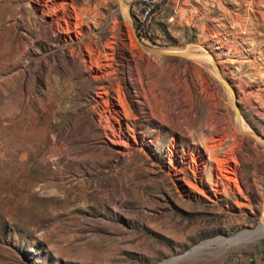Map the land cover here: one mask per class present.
Here are the masks:
<instances>
[{
	"label": "rangeland",
	"instance_id": "obj_1",
	"mask_svg": "<svg viewBox=\"0 0 264 264\" xmlns=\"http://www.w3.org/2000/svg\"><path fill=\"white\" fill-rule=\"evenodd\" d=\"M260 137L264 0H0V264H264Z\"/></svg>",
	"mask_w": 264,
	"mask_h": 264
},
{
	"label": "bare ground",
	"instance_id": "obj_2",
	"mask_svg": "<svg viewBox=\"0 0 264 264\" xmlns=\"http://www.w3.org/2000/svg\"><path fill=\"white\" fill-rule=\"evenodd\" d=\"M47 4V3H46ZM45 4V5H46ZM120 4H122V2L120 1ZM124 8H126L125 6H124V4L122 5V9L124 10ZM125 12V11H124ZM126 14V13H125ZM127 21L130 23L131 22V19H129L128 17H127ZM78 24V23H77ZM68 29V28H67ZM59 30V29H58ZM79 37V36H78ZM141 43V42H140ZM139 43V45H141ZM137 44V43H136ZM142 46V45H141ZM143 48L144 49H146V50H149V49H147V48H145L144 46H143ZM90 49V48H89ZM89 51H91V50H89ZM151 51V50H150ZM171 53H175V52H171ZM176 55H181V56H187V57H195V58H200V59H204V58H208L210 61H211V63L213 64V66H214V69H215V71L218 73V69H217V67H216V65H215V62H214V59H213V57H212V55L209 53V52H199L198 50H194V49H187V50H184V51H180V52H176L175 53ZM96 60H97V58H96ZM106 60V59H105ZM104 63V62H103ZM96 64H97V62H96ZM100 64H102V63H100ZM106 64H108V63H106ZM105 65V64H104ZM95 66V65H94ZM98 66V65H97ZM106 66V65H105ZM102 67V66H101ZM219 76H220V78H221V80H222V82L224 83V85H225V87L227 88V90L231 93V94H233V89L231 88V86L229 85V84H227L226 82H225V80L221 77V75L219 74ZM119 99V98H118ZM120 100V99H119ZM122 101V100H121ZM120 101V102H121ZM118 103V102H117ZM123 106V105H122ZM126 108V107H125ZM117 111V110H116ZM235 112H236V114H237V118H238V120H239V122L241 123V119H242V117L240 118V114H239V111H238V109H237V107L235 106ZM115 113V112H114ZM121 113V112H120ZM125 113V112H124ZM123 113V114H124ZM117 115V114H116ZM118 116V115H117ZM121 116V115H120ZM242 133H245V134H247V133H252V131L251 130H249V129H245V128H242ZM260 140L264 143V138H262V137H260ZM206 146V145H205ZM215 146V145H214ZM212 149H210L209 147L207 148V146H206V151H208L209 153H210V158H211V161L212 160H214V161H216L217 162V165H218V163H219V166L220 165H222L221 164V160H219V159H221V158H215L214 157V155H213V152L211 151ZM217 156V155H216ZM213 161V162H214ZM224 165V164H223ZM226 166V165H225ZM222 167V166H221ZM224 167V166H223ZM231 167V166H230ZM216 168H218V167H216ZM219 170V169H218ZM234 170V169H233ZM178 171V170H177ZM223 171H224V169H223ZM227 172H229V171H227ZM235 172V171H234ZM222 173V172H221ZM233 174V173H232ZM220 177V176H219ZM227 178H228V176H226ZM232 177H233V175H232ZM221 179V178H220ZM224 179H226V178H224ZM233 180H234V178H232ZM223 182H225V181H223ZM223 182H221V183H223ZM228 182V181H227ZM211 183H213V182H211ZM193 184V183H192ZM215 184V183H214ZM194 186V185H193ZM211 186V185H210ZM215 190H217V189H215ZM219 191V190H218ZM264 211V198H263V209H262V212ZM264 214V213H263ZM261 228L264 230V223L261 225ZM164 264H168V263H164Z\"/></svg>",
	"mask_w": 264,
	"mask_h": 264
},
{
	"label": "water",
	"instance_id": "obj_3",
	"mask_svg": "<svg viewBox=\"0 0 264 264\" xmlns=\"http://www.w3.org/2000/svg\"><path fill=\"white\" fill-rule=\"evenodd\" d=\"M234 93V92H233ZM234 96H235V93H234Z\"/></svg>",
	"mask_w": 264,
	"mask_h": 264
}]
</instances>
